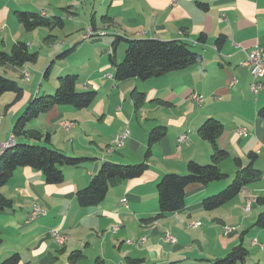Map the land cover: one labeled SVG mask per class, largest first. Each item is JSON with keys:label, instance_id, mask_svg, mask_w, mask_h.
Returning <instances> with one entry per match:
<instances>
[{"label": "crops", "instance_id": "crops-1", "mask_svg": "<svg viewBox=\"0 0 264 264\" xmlns=\"http://www.w3.org/2000/svg\"><path fill=\"white\" fill-rule=\"evenodd\" d=\"M51 2L0 0V42L5 46L9 37L12 42L23 40L32 46L18 21L14 22L17 35L5 31L4 22L7 18L14 21L16 10L63 19L64 40L57 51H48L46 62L62 49L72 51L66 62H59L48 88H55L56 79L63 72L77 73V89L96 90L97 97L87 108L54 106L27 126L49 133V145L54 148L87 160L77 167L61 166L64 180L57 185L46 183L42 171L22 166L0 187V192L13 201L11 208L0 210V262L17 253L18 264H72L69 254L80 250L82 257L75 264H211L241 243L248 249L244 264H264V226L253 225L264 211V205L256 202L258 196L264 197V115L260 114L264 109V86L257 94L251 92L250 70L240 64L245 50L264 49V0ZM48 9H52V15ZM90 27L93 33L84 37ZM201 34L204 41L196 42ZM117 35L181 40L201 53L202 59L160 76L118 81L113 77L108 53ZM220 35L225 40L217 46L215 41ZM49 44L52 49L56 43ZM124 48L123 42L116 47L117 61ZM4 67L19 72L28 70L26 64L23 68ZM79 68L84 73L78 74ZM38 82L40 88L29 84L15 102L14 94L0 95V148L10 138L23 108L38 91L46 92L40 78ZM133 90L143 93L137 103ZM192 93L201 94L203 101H192ZM209 118L223 125L217 143L228 155L218 165L229 177L222 182L188 186L182 209L156 217V183L161 176L167 172L185 173L191 159L210 162L211 144L197 132ZM64 120L74 121L73 127L65 129ZM159 125L165 126L167 133L152 146L145 173L134 179L110 180L101 203L80 207L76 191L89 183L100 164L143 161L149 131ZM239 127L245 128L247 134L239 135ZM124 130L128 134L123 144L109 151L108 147ZM181 134L186 135V140L178 143ZM39 143L45 142L41 139ZM249 153H254L253 166L261 171V177L226 204L205 211L202 199L220 191L233 176V158L239 157L246 164ZM249 200L250 208L246 209ZM34 205L45 210V214L29 220ZM115 224L119 228L113 232L111 227ZM225 227H230V231L225 233ZM52 228L68 237L63 245L52 239ZM166 232L175 241L164 240Z\"/></svg>", "mask_w": 264, "mask_h": 264}, {"label": "trees", "instance_id": "trees-1", "mask_svg": "<svg viewBox=\"0 0 264 264\" xmlns=\"http://www.w3.org/2000/svg\"><path fill=\"white\" fill-rule=\"evenodd\" d=\"M17 21L26 31H32L37 27L46 26L49 29L62 28L63 19L59 16H45L34 11L16 10ZM205 36L201 34L196 42H203ZM225 40L224 35L217 37L215 43L220 46ZM124 43L125 48L120 60H116V47ZM72 51L71 48L59 53V57H66ZM110 62L114 68L113 77L121 81L130 78L148 79L165 73L182 70L201 61V53L193 50L189 44L177 40H164L159 38H137L115 36L112 48L108 50ZM38 58V52L31 50L23 40L12 43L7 50L0 49V65H12L24 67L27 62H34ZM26 69V68H24ZM22 69V71L24 70ZM21 71V75H22ZM50 65L43 72V76L49 75ZM77 74H65L57 77V86L54 93L50 91L37 92L28 102L25 109L17 117L11 135V141L5 147L0 148V187L8 181L18 167L29 166L42 171L46 183L60 184L64 180L61 166L77 167L82 165L87 158L85 156H72L54 148L50 144L49 133L43 134L36 128L28 127L27 123L38 117L54 106L72 105L75 108L90 107L97 97L96 90H79L76 87ZM22 86V85H21ZM17 80L0 74V95L5 92H13L14 102L22 98L25 93ZM135 102L143 98V93L132 91ZM264 115V109L260 110ZM223 131L222 123L209 118L197 129L199 136L211 144L212 152L209 163H199L189 160L185 173H164L156 183L158 196V216L176 212L184 207L186 188L190 185H206L210 182L225 181L229 175L219 168V162L227 157L228 152L217 143V138ZM167 133L165 126H156L149 131L144 160L138 163H118L104 161L97 171L91 175L89 183L76 191L75 197L80 207L97 205L101 203L109 190V181L115 178L122 180L134 179L142 176L148 169L147 159L152 152V146L160 141ZM24 138L27 140L25 141ZM45 143H39L40 140ZM254 153L248 154V162L244 164L239 157H234L235 172L220 191L208 195L202 199V208L212 211L236 197L248 184L261 177V171L253 166ZM256 202L264 205V197L258 196ZM13 201L0 192V210L11 208ZM254 226H264V211H262ZM2 239L0 238V244ZM248 255V249L243 244L234 246L225 256L213 260L211 264H244ZM82 257L80 250L72 251L69 260L75 264ZM20 256L17 253L4 258L0 264H18ZM131 264H144L143 262H130ZM252 264H262L254 262Z\"/></svg>", "mask_w": 264, "mask_h": 264}, {"label": "rangeland", "instance_id": "rangeland-1", "mask_svg": "<svg viewBox=\"0 0 264 264\" xmlns=\"http://www.w3.org/2000/svg\"><path fill=\"white\" fill-rule=\"evenodd\" d=\"M51 1H53L51 3H56V0H51ZM48 7L50 8V6H48ZM48 11L51 14L52 9H48ZM13 20L14 21L10 22L11 21L10 18L9 19L7 18V20L4 22L6 25L5 31L10 30L13 35H17V31L14 27V22L18 23L16 16ZM88 22H89V20H88ZM22 33L25 34L24 38L27 39V41L29 43H32V46L30 47V49L38 52V58L36 61L26 63V66L29 70L30 77L28 79H26L21 75V72H19L17 69L9 70L7 67L1 66V65H0V74L4 75L6 77L16 79L18 84L20 86L22 85L21 87H23V88L25 87L24 90H26L28 88V85L31 83H33V86L36 84L35 89L38 86L40 88L41 85H39L40 82H38V79L40 78L41 81L43 82L44 87H47L46 91H50L48 94L54 93V90L52 88H48V86H49L48 82L52 83V78H53L54 74L58 71V68L60 66L59 62L60 61L66 62L68 60L66 58L70 55L67 54V56L65 58L59 57L58 56L59 53L66 50V49H62L58 53L54 54L53 58H50L48 60V62H46V60H47L48 55H49L48 51L54 53L55 51H57L59 49V43L61 42V40H64L65 30H63L62 28H59V27L49 29L46 26H42V27H37L35 30H32V31H26L22 27ZM53 41L56 44H55V47L51 49L49 43H53ZM5 42H6L5 46L7 48L6 50L8 51L11 48V45L13 42H12L11 38L9 39V37L6 38ZM5 46L1 45V42H0V48H5ZM70 58H72V57H69V59ZM49 65H50L49 75H47L45 77V76H43V72L45 71V69ZM13 67L17 68L16 66H13ZM25 70H27V69H25ZM79 73H81V74L84 73L83 68L78 69V74ZM65 74H77V73L63 72L62 75H65ZM57 84H58V82L56 79V86H57ZM6 94H14V93L13 92H6ZM12 105H14V102L12 104H10L9 107H11ZM25 107L23 108V110L25 109ZM66 121H72V120H66ZM65 129H68V128H65ZM124 131H127V130H124ZM110 143H112V142H110ZM231 179L229 180L228 183H230Z\"/></svg>", "mask_w": 264, "mask_h": 264}, {"label": "built area", "instance_id": "built-area-1", "mask_svg": "<svg viewBox=\"0 0 264 264\" xmlns=\"http://www.w3.org/2000/svg\"><path fill=\"white\" fill-rule=\"evenodd\" d=\"M92 28H88L86 35L84 37H88L90 34H92ZM245 57L244 59L240 62V64L245 65L249 68L250 74H251V83H250V90L254 94H257L264 86L263 83V76H264V49L260 47H255L251 48L249 50L244 51ZM22 76L26 79L30 77L29 71L28 70H23L22 71ZM110 76V74H108ZM231 83H234L232 81ZM191 100L194 101L195 103H201L203 101V96L198 93H192L190 96ZM62 125L64 128H71L74 125L73 121H63ZM237 132L239 135H246L247 131L243 127L237 128ZM128 131H124L123 133L119 134L115 140L113 141V144L108 147V150L111 151L113 147L115 146H121L123 144V141L125 137L127 136ZM184 140H186V135L181 134L177 137V142L181 143ZM10 141V138H8L5 142L6 143ZM2 143V144H3ZM2 146V145H1ZM264 176V173H263ZM122 202L125 203L126 200L122 199ZM251 200H249L246 204V209L250 208ZM45 214V210H43L41 207L38 205H34L33 208L29 212V220H34L36 217ZM199 223V222H197ZM119 228V224H115L111 227V231H117ZM230 227H225L224 232L227 233L230 231ZM49 233L52 237V239L55 241L56 244H61L62 242V235L64 234L63 232L57 230V229H50ZM163 239L166 241L173 242L175 241V238L166 232L163 236ZM127 242H131L130 240H127Z\"/></svg>", "mask_w": 264, "mask_h": 264}, {"label": "bare ground", "instance_id": "bare-ground-1", "mask_svg": "<svg viewBox=\"0 0 264 264\" xmlns=\"http://www.w3.org/2000/svg\"><path fill=\"white\" fill-rule=\"evenodd\" d=\"M11 141H13V136L11 135L10 136V141L6 142V143H3L2 144V147H5L6 145H8ZM67 240V236L65 234L62 235V242L61 244L59 245H63L65 243V241Z\"/></svg>", "mask_w": 264, "mask_h": 264}]
</instances>
